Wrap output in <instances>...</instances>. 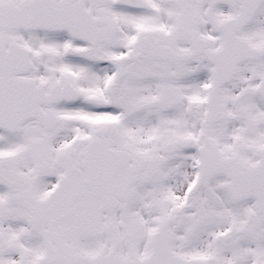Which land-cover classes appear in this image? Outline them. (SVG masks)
Segmentation results:
<instances>
[{
	"label": "flooded vegetation",
	"instance_id": "af4514ba",
	"mask_svg": "<svg viewBox=\"0 0 264 264\" xmlns=\"http://www.w3.org/2000/svg\"><path fill=\"white\" fill-rule=\"evenodd\" d=\"M61 1L64 0H58ZM66 1L71 7L82 9L84 17L88 19V25L92 28L91 36L75 39L66 32L63 44L51 45L48 49L41 50L37 59L38 67L42 66V58L53 64L57 52L64 51L66 88L62 95L66 115L77 107L75 102L80 95L83 101L82 113L93 121H97L95 116L102 111H112L123 115L122 118L143 115L145 121L144 142L143 145L138 144V147L144 148L143 160L131 148L136 137L138 136L139 140L140 136L135 132L131 135H121L125 131L122 123L103 124L98 120L97 124L87 126L81 121V128H89L94 138L87 141L75 139L72 142L80 144L86 141L85 148L80 144L79 148L82 150L75 152L77 159L80 156L88 161L87 170L80 165L77 167L75 175L80 177L79 185L87 187L86 182L92 177L96 184L95 193L104 191L109 197L116 193V196L121 194L116 205L114 202L112 205L105 204L104 210H97L102 214L111 213L110 216L115 214V220L110 223L123 224L126 228L127 224L118 219L126 217L131 221L127 212L133 201L129 204L124 201L128 196V187L118 184V181H122L120 176L116 182L115 178L119 174V168L125 165L132 170L129 180L134 177L133 173L140 178L147 174L146 179H149L150 183L153 182L152 191H160L165 198L160 210H156L154 206L145 208L147 223L157 220L153 214L159 213L161 221L163 220L159 228L168 227L171 250L178 256L195 257V251L192 254H182L172 245L178 241V229L185 221L192 223L194 233L203 224L200 202L197 205L195 201L202 191H196V185L200 178L203 158H208L210 164H215L217 159L224 161L226 158L237 160L241 164H252L260 160L258 155L256 161L248 162L247 157L234 155V152L241 148L242 137L248 132L257 134L262 127L260 119L258 121L251 112L252 105L247 99V94L251 96L252 101L258 100L257 105L261 111L264 104V58L255 63L240 65L232 80L219 85L215 79V67L207 58V53L221 47L224 36L222 22L239 14V2L143 0L149 8L144 10L140 7H125L121 0ZM9 16L6 15L7 18ZM17 16L20 17V22L14 27H9L10 31L23 30V14ZM256 18L264 22V5L257 12ZM4 32L0 34L5 35ZM121 34L127 37L125 44L115 42L114 37ZM35 36H39V33H35ZM213 37L216 38L214 42ZM183 43H187L184 48ZM113 51L117 53L114 54ZM74 57H78L79 61ZM241 74H245L244 82L236 85ZM42 81L44 83H37L43 86L46 93L60 94L54 78ZM76 83L82 87L79 92L74 89ZM231 97L235 98L237 103L232 106L230 102L228 106L238 120L243 122V127L240 123L237 126L231 125L229 115L222 111L226 101L232 100ZM54 110V105L43 109L46 113H54ZM176 113L179 114L176 119L169 118ZM246 115L256 120L258 126L255 123L247 126L244 117ZM195 120L198 121L196 126ZM67 121H70L69 117ZM120 136L128 140L119 143L116 140ZM94 139H100L104 148L92 144ZM141 164L144 166H136ZM210 177L207 182L225 190L224 194L228 197L223 195L222 199L226 202V199L230 198L227 175L215 174ZM223 179L227 181L226 186L220 184ZM203 188L206 189V185ZM132 189L131 186L129 191ZM77 208H80L79 212L82 213L80 227H91L89 219H93L95 226L101 228L102 220H94L95 217L89 215L92 211L87 209L85 204L79 203L74 209L68 210V224L72 223L71 213L76 212L74 210ZM153 234L150 231L145 233L144 244L152 245ZM118 243L119 241L116 245ZM113 255L150 256L151 250L144 254H122L117 247L116 253L106 252L104 256ZM0 264L29 263L22 256H4L0 250Z\"/></svg>",
	"mask_w": 264,
	"mask_h": 264
},
{
	"label": "rangeland",
	"instance_id": "374dc122",
	"mask_svg": "<svg viewBox=\"0 0 264 264\" xmlns=\"http://www.w3.org/2000/svg\"><path fill=\"white\" fill-rule=\"evenodd\" d=\"M28 1L30 0H0V33L5 30L10 32H4L8 40L5 42L9 43V46L22 45L34 50H44L51 45L63 44L65 42L63 35L55 33L47 37L31 35L25 29L24 23L22 31L9 30V27H14L20 22V17L17 15L22 13L25 16L22 18L23 21L26 18L24 5ZM231 2L233 3V0ZM7 14L10 15L8 18ZM112 21L114 22V18ZM243 36L255 46L261 45L264 43V22L256 18L244 31ZM115 38L116 43L125 44L127 40L124 34ZM184 44L186 43H183V48ZM113 53L117 52L113 51ZM62 56L63 53L61 54L60 51L54 57L59 64L56 61H53V64H44L47 59L42 58L43 65L34 69L33 76L38 80L54 78L55 82L58 81L56 84L61 90L65 91L66 70ZM42 73L43 75H40ZM73 78L75 79L76 76ZM244 79L245 74H241L236 85L244 82ZM77 83L74 89L80 91L82 87ZM77 97L79 100L80 95ZM231 99L226 101L227 104L222 111L229 115L228 119L232 120L231 125L237 126L240 123L243 127V122L238 120L234 111L228 106L230 102L232 106L237 103L235 98L231 97ZM247 99L251 101L252 114L260 119L262 127L257 134L247 133L242 137L241 148H238L234 155H243L248 158V162H254L264 149V104H261L260 111L257 99L252 101L249 94ZM54 113L63 121L51 139L45 138L44 141L43 133L38 132L35 122L31 123L32 125L27 124L21 131L13 134L0 132V250L3 255L22 256L29 264L35 262L88 264L92 257L102 251L110 252L114 247H118L122 254L149 252L152 245L144 244L143 237L149 231L153 234L162 225L163 220L161 221L159 213H154L153 217L157 220L147 223L145 208L154 206L156 210H160L165 198L160 191H152L153 182L150 183V180L146 179L148 175L140 178L133 173L131 184L127 186L128 196L124 201L128 204L133 201L127 212L131 221L126 217L118 219L127 224L126 228L123 224L110 223L111 220H115V214L110 216L111 213L102 214L98 211L104 210L105 204L112 205L114 202L116 205L117 198L121 194L116 196V193L109 197L104 191L95 193L91 185L96 186L93 180H87V187H82L79 185L80 177L75 175L79 165H86L83 158L80 156L76 158L75 152L82 150L79 148L80 144L85 148V142L93 139V133L88 130L89 128H81V121L87 126L97 124L98 120L103 121L104 124H111V121H115V114L104 111L95 116L97 121H93L91 117L90 119L85 117L82 108L78 106L73 108L68 116L59 108L54 110ZM178 116L179 114L176 113L169 118L176 119ZM68 117L70 121H67ZM122 124L125 131L121 135L127 133L131 135L135 132L140 136L139 140L138 136L136 137L131 148L141 160L145 159L144 148L138 147V144L143 145L144 142V116L125 117ZM196 124H198L197 120H195ZM74 136L86 141L73 145ZM122 140L128 139H122L120 136L116 141L120 143ZM136 166L143 167L144 164ZM220 184L226 186L227 181L223 179ZM131 186L133 189L129 191ZM224 191L223 188L207 183L206 189H202L200 195L195 198L197 205L199 202L201 205L203 224L194 233L192 223L189 220L185 221L179 227L178 241L172 247L182 254H192L195 251V257L205 258L210 264H264V223L255 216L249 202L247 208L227 205L222 199V196L226 195ZM84 193L86 195H83ZM77 203L85 204L86 208L92 211L89 215L95 217L94 220L97 218L102 220L101 228L95 226L93 219H89L91 227L86 229L80 227L79 220L82 218L80 208L71 213L72 223L68 224V210L74 209ZM116 226H119L118 229H115ZM117 241H119L118 245H116ZM52 259H54L53 263Z\"/></svg>",
	"mask_w": 264,
	"mask_h": 264
},
{
	"label": "water",
	"instance_id": "95a60500",
	"mask_svg": "<svg viewBox=\"0 0 264 264\" xmlns=\"http://www.w3.org/2000/svg\"><path fill=\"white\" fill-rule=\"evenodd\" d=\"M239 1L240 16L224 24L225 37L222 49L208 55L216 67L218 85L230 80L240 63L264 58V48H254L237 36V33L250 23L264 0ZM28 9L32 28L65 29L76 37L82 33L91 34L92 28L88 25V19L84 17L82 9L71 7L68 2L58 5L56 0H33ZM29 68V59L21 50L0 54V72L3 75V78H0V128L2 129L16 131L25 121L34 118L49 122V118L41 112L39 105H44L51 99L33 83L7 78L8 75L24 74ZM211 165L208 162L204 164L203 176L207 172L227 173L232 180L230 190L235 199H254L259 214L264 217V152L257 165L245 168L244 171L223 161L214 166L215 171L211 170ZM168 245L166 231L159 230L154 237L152 256L145 261L137 258L130 261L117 256L101 255L93 258L90 264H207L203 260H183L174 255Z\"/></svg>",
	"mask_w": 264,
	"mask_h": 264
},
{
	"label": "bare ground",
	"instance_id": "6f19581e",
	"mask_svg": "<svg viewBox=\"0 0 264 264\" xmlns=\"http://www.w3.org/2000/svg\"><path fill=\"white\" fill-rule=\"evenodd\" d=\"M127 171H123L122 173H123V175H124V173H126Z\"/></svg>",
	"mask_w": 264,
	"mask_h": 264
}]
</instances>
